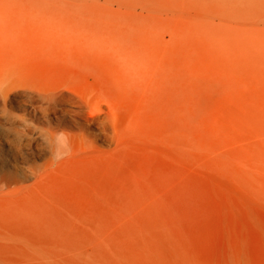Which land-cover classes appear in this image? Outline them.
<instances>
[{"label":"rangeland","instance_id":"1","mask_svg":"<svg viewBox=\"0 0 264 264\" xmlns=\"http://www.w3.org/2000/svg\"><path fill=\"white\" fill-rule=\"evenodd\" d=\"M0 264H264V0H0Z\"/></svg>","mask_w":264,"mask_h":264},{"label":"bare ground","instance_id":"2","mask_svg":"<svg viewBox=\"0 0 264 264\" xmlns=\"http://www.w3.org/2000/svg\"><path fill=\"white\" fill-rule=\"evenodd\" d=\"M63 135H66V134H63Z\"/></svg>","mask_w":264,"mask_h":264}]
</instances>
